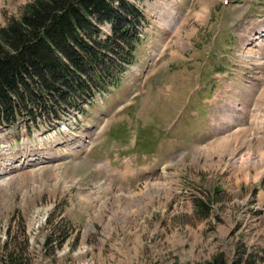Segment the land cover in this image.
Here are the masks:
<instances>
[{
	"label": "rangeland",
	"instance_id": "obj_1",
	"mask_svg": "<svg viewBox=\"0 0 264 264\" xmlns=\"http://www.w3.org/2000/svg\"><path fill=\"white\" fill-rule=\"evenodd\" d=\"M29 1L0 0V28ZM129 1L149 25L116 88L79 120L0 125V253L11 236L24 264H264V0ZM30 132L53 143L17 166Z\"/></svg>",
	"mask_w": 264,
	"mask_h": 264
},
{
	"label": "trees",
	"instance_id": "obj_2",
	"mask_svg": "<svg viewBox=\"0 0 264 264\" xmlns=\"http://www.w3.org/2000/svg\"><path fill=\"white\" fill-rule=\"evenodd\" d=\"M110 26L104 34L101 26ZM149 23L129 0H31L0 28V125L58 119L68 108L84 113L96 93L116 88ZM68 235L52 227L47 246ZM13 237L0 264H24ZM14 251L16 253H14ZM202 264H252L223 256Z\"/></svg>",
	"mask_w": 264,
	"mask_h": 264
},
{
	"label": "bare ground",
	"instance_id": "obj_3",
	"mask_svg": "<svg viewBox=\"0 0 264 264\" xmlns=\"http://www.w3.org/2000/svg\"><path fill=\"white\" fill-rule=\"evenodd\" d=\"M254 39V36H250V38H249V40L248 41H252ZM253 118H255V116L253 117ZM260 145H262L263 144V142L261 141V143H259ZM231 155V159H234L235 158V154H230ZM259 157H260V160L263 158V156L262 155H259ZM248 158V157H247ZM246 158V159H247ZM250 159H248V161H249ZM244 161V160H243ZM101 164V163H100ZM102 166H106V165H102Z\"/></svg>",
	"mask_w": 264,
	"mask_h": 264
}]
</instances>
